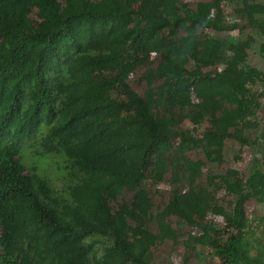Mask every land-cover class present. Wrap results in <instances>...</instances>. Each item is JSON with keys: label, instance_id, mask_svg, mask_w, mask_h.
Masks as SVG:
<instances>
[{"label": "trees", "instance_id": "16d2710c", "mask_svg": "<svg viewBox=\"0 0 264 264\" xmlns=\"http://www.w3.org/2000/svg\"><path fill=\"white\" fill-rule=\"evenodd\" d=\"M219 1L208 12L194 0H0V264H155L169 243L187 264L202 250L219 264H264V241L255 251L246 238L247 202L264 203V135L242 179L204 162H220L228 141L255 143L230 126L250 97L264 102V0ZM247 28L250 38L226 47L205 33ZM161 44L177 60L165 57L159 74L150 52ZM204 44L220 69L199 66ZM126 63L150 82L141 92L110 77ZM43 158L62 171L60 187L39 172ZM165 170L189 195L158 186ZM218 189L231 198L211 225ZM184 227L204 244L180 241Z\"/></svg>", "mask_w": 264, "mask_h": 264}, {"label": "rangeland", "instance_id": "374dc122", "mask_svg": "<svg viewBox=\"0 0 264 264\" xmlns=\"http://www.w3.org/2000/svg\"><path fill=\"white\" fill-rule=\"evenodd\" d=\"M203 3L205 6H209V10L214 9L213 2L218 4L217 11L220 12L221 3L219 0H194ZM34 15H37V10H35ZM241 19V18H240ZM109 29L100 30L96 37L95 41L97 43L103 42L108 36ZM206 35L215 36L217 39L221 40L226 47L227 44H232L231 41L239 40H247L250 38L251 30L249 28L244 29L242 32L232 34L230 36L225 35L224 33H213V32H205ZM205 39V37H204ZM257 53V52H255ZM251 59L259 60L260 56H255L254 53H249ZM151 63L156 66L159 74L163 73L164 66H166L165 57L172 60H177V52L176 50L167 44H161L153 47L150 52ZM202 65L200 67H204L207 70H216L220 69L221 63H224L223 60L216 59L214 56L213 49L207 45H203V52L201 54ZM260 62V60H259ZM186 65L189 68H193L191 63L186 62ZM110 77H112L116 82L119 81L122 84L134 89L135 91L141 92L145 85L150 84L148 81L140 80L131 73V67L128 63L125 64L123 69L118 73H113ZM241 78V77H240ZM238 75H236L235 80L237 82L238 88L242 89L243 85L241 79ZM221 102L223 107H227L230 104V100L228 97L222 95ZM259 102V103H258ZM247 113L246 117H242L240 121L234 124H231V129L235 132H243V129H246L248 135H253L256 137L255 143L250 142L248 144H242L238 141H228L225 143L222 151L217 155V159L220 162L208 161L205 159L206 168L214 167V168H232L238 171L239 176L244 178L249 165L255 161L258 163L260 156V152L257 149V142H261L264 135V102L254 99V96L250 97L247 102ZM185 125L192 130L193 134H198V120L193 118L185 119ZM202 128V127H201ZM258 139V141H257ZM178 143V140L171 139L164 143V150H170L175 147ZM255 145V147H254ZM31 161V158L28 160ZM39 164V172L44 174L52 184L60 187L62 182V171L57 168V163L54 159H45L40 160ZM158 186L161 188H169L174 191L179 196L189 195L192 188L183 182L174 181L172 174L170 171H163L162 177L158 182ZM207 190H210L208 188ZM217 198V204L215 207H212L211 204H208L205 209L206 219L208 222L212 224L220 223L227 210H228V202L230 200V196L226 195L222 190L218 189L215 192V195L212 196V199ZM247 209L251 216V221L254 224V231L252 235H247L246 238L250 242L252 248L254 249L256 245L262 241H264V203L258 204L253 199L247 202ZM178 239L181 241L187 240L189 243L196 242L200 244H204V233L202 231L196 230L190 227H184L181 230H177ZM256 251V248H255ZM202 252V253H201ZM201 252H188L191 254L190 260H188V264H219L216 259L212 258L209 255H206V252L202 250ZM187 255L181 245L169 243L166 246L157 248L154 252V263L155 264H187L183 262L186 259Z\"/></svg>", "mask_w": 264, "mask_h": 264}]
</instances>
